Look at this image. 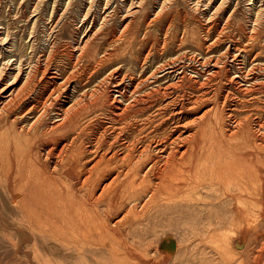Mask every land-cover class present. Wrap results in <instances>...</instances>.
Instances as JSON below:
<instances>
[{"label":"bare ground","instance_id":"1","mask_svg":"<svg viewBox=\"0 0 264 264\" xmlns=\"http://www.w3.org/2000/svg\"><path fill=\"white\" fill-rule=\"evenodd\" d=\"M64 1H54L46 23L44 18L32 21L25 15V0H0V228L21 231L30 247L35 238L44 241L48 246L45 249L54 248L57 260L66 263L93 248L90 236L126 238L141 226L146 229L164 218L174 220L182 214L180 218L192 227L195 217L201 214L200 228H193L201 235L221 231L238 217L247 220L263 216L264 209L261 214L250 209V201L264 202V159L252 153L261 145L258 143H264V125L260 118L252 120L255 113L250 116L248 112L249 117L244 113L242 121L234 118L233 113L244 104L238 98L227 111L219 104L209 105L206 98L212 84L223 77L227 78L228 89L237 88L240 97L248 99L250 93L263 92L264 60L250 56L248 47L229 39L223 53L204 57L196 51L181 50L159 62L136 40L147 0H123L126 13L110 35L109 16L102 12L106 14L114 0H77L80 6L74 5L76 0ZM156 1L143 37L154 30V20L171 2ZM26 2L32 15L40 12L44 0ZM247 2L248 12L253 14L247 34L251 41L261 33L262 25L258 23L263 9L255 0ZM73 8H78L82 27L91 20L92 29L84 34L80 27L71 29L72 41L66 39L65 44L69 26L64 18ZM95 8L100 9L98 19L94 17ZM44 11L48 16V10ZM234 11L227 22L235 18ZM15 20L25 25H13ZM210 21L200 27L207 33L216 27ZM41 22H45V30L38 35L44 39L36 36ZM81 34L83 37H79ZM215 41L209 43L207 38L202 42L209 50ZM168 43L163 41L164 46ZM124 52L128 53L129 64H124ZM186 84L198 88L202 97L190 101L187 107H177L174 133L165 138L152 136L146 127L149 122L144 127L142 121L153 119V103L175 105L171 96L174 89ZM202 106L207 111L197 118L198 122L186 123V108L196 110ZM150 109L154 110L149 116ZM102 119L111 122L103 126L101 134L94 135V128L82 126L85 121ZM123 120L131 123L124 125L128 122ZM196 123L200 125L192 129ZM206 129L215 133L207 142ZM238 132L248 140L232 150L234 157L237 155V166L225 151ZM222 161L226 169L220 168ZM243 164L246 166L241 168ZM221 183L226 190L220 201L207 202L201 197L205 191H218ZM236 197L241 201L237 203ZM138 220L144 223L138 224ZM238 228L233 226L230 231ZM103 247L106 252L108 249ZM158 248L154 256L159 255ZM75 253L80 255L73 257ZM92 255L99 257L96 251ZM107 255L113 264H120L114 253Z\"/></svg>","mask_w":264,"mask_h":264},{"label":"rangeland","instance_id":"2","mask_svg":"<svg viewBox=\"0 0 264 264\" xmlns=\"http://www.w3.org/2000/svg\"><path fill=\"white\" fill-rule=\"evenodd\" d=\"M26 1L30 2V0H25L24 2L25 4H23V6H25L26 8L25 15H27L30 20L35 21L39 17V19L44 18L43 20L46 23H49L50 21L48 18L49 12L51 11L50 9L52 8V5L55 0H44L43 6L40 12H37L32 15L30 14V11L28 10V5H26L27 4ZM35 1L36 0H33V2ZM57 1L60 3L63 2V0H57ZM80 1H82L83 3L85 0H80ZM114 1L115 2L112 4V6L107 8L106 14L102 12V15L109 16V20L111 22L110 27H108L109 35H110L111 30L114 29L115 26H117L119 20H121L122 17H124L125 15L124 13H126L122 9L123 0H114ZM163 1H167V0H162L161 2ZM66 2L67 0L64 1V3ZM75 2H74L75 3L74 5L78 3L77 6H80L79 1L77 2L76 0ZM255 2L260 10L263 9V14L261 17L263 20L261 19L259 23L257 22L260 26L262 25L260 29L261 33L255 40L253 39L250 41L247 36V34L249 33V27L251 28V25L253 24V22H251L253 18L251 16H253V14L252 12H248L247 8H249V6H247L248 5L247 0H197V2L196 0L194 1L193 0H171L170 5L166 9V11L162 15H160L157 18V20H154L156 22L155 27L153 28L154 30L148 32L147 36L143 37V35L145 34V31H144V25H146L145 23L150 22L153 18L151 8L157 7L156 0H147L146 8L144 9V12L142 14L143 15L142 21L140 22L138 29H136V34H137L136 40L141 42L140 43L141 45L142 44L144 45L146 51L147 49H149L148 51L152 59H155L159 62L163 60V57L173 55L174 53L176 54L177 52L181 50H185L186 52L190 51L191 53L196 51L195 52L196 54L201 53L199 55H202L204 57L209 56L211 54L213 55L214 53L215 54L216 53L218 54L219 52L223 53L227 49L229 39L230 40L236 39L237 41L241 43V45L248 47L247 52L249 51L248 53L250 54V56H257L259 58L261 57L260 59L264 60V0H255ZM32 6L33 5H31V7ZM11 9L14 10L13 16L15 19L16 14H15L14 4H11ZM44 9L48 10V16H45L46 14L44 13L46 12L44 11ZM77 9L78 8H75V9L73 8L69 13L66 14V17L64 18V21H65L64 23L69 26L68 30H66L64 34L63 43L65 44H67V40L68 42L72 41L70 39L71 37L70 34L72 31L71 29L80 27L81 30L83 29L85 30V31L84 30L82 31V34H84L87 29H92V25H90L91 20L88 22L89 25L87 24L82 27V24L80 22L81 21L80 18L82 17H80L81 15ZM95 10L93 12L94 17L98 19L100 15L99 14L100 9L95 8ZM233 11H234L235 18L232 21H228L229 22L228 23L227 19L229 18V15L233 13ZM235 14H237V16ZM208 19L211 20L210 22L212 24H215L217 28L215 27L216 29L213 28L212 31H209L207 33L206 31H204V29H201V28H204L203 26L204 24L207 23L206 21ZM16 21L18 20L13 21V25L17 23ZM99 22L97 23L96 27H98ZM231 22L234 23L235 25H233ZM44 23L42 24L41 22V24L38 26V29L36 30L37 31L36 36L40 37V39L45 38L43 37V35H38L40 34V32L45 30ZM202 23L204 24L202 25ZM24 25L25 24L21 23V24H16L15 26H18L21 28ZM224 28L226 30H224ZM220 33L221 35H219ZM82 34L79 37H83ZM206 34L209 36H207ZM207 38L210 41L209 43L215 40H218V41H215V43L212 46H210L209 50L206 49L207 45H204L203 43L207 41ZM167 40L169 41V43L167 46L166 45L164 46L163 41H167ZM147 41H148V44H149V41L151 42V44L149 45L146 44L145 42ZM43 43L44 42H42L41 44L46 45L45 43L44 44ZM126 53L127 52H124V55L128 54ZM124 61H123L124 64L130 63V59L128 55L125 57ZM227 83H228L227 78L223 77L222 80L220 81L217 80L215 83H213L214 85L212 84V87L210 88L211 92L210 90L207 91V93L210 92L207 96L208 98H206L209 102H211L209 103V105L219 104V106L221 105L220 106L221 109H225L227 111V110H230L229 108H233L232 105L235 104V101L238 98L240 102L242 101L241 103H244V104H241V107H239L243 111L237 108L238 110L233 113L234 118H236L237 120V117L238 118L240 117L239 119L243 120L244 118L243 116L245 114H248L249 112V114L251 113L250 116L257 114L255 115L256 119L254 116L251 117L254 122L258 121L257 119L260 118L259 122L263 123L262 125H264V119H263L264 118L263 116L264 115L263 113L264 103H262V101L264 102V96H261V95H264V91L263 92L259 91L260 92V93L258 92L259 94L258 93L254 94L255 92L250 93L247 99V97H240L242 96L241 94L238 96L237 88L233 87L230 89L232 91H230L227 87L228 85ZM234 89L235 91H233ZM197 90L199 89L196 87L192 88L190 84H186L184 85V87H179L177 89H174L173 94L171 96H173L176 100L175 105L170 104L164 107L162 106V104H160V102L158 103L154 102L153 103L154 106L153 105L152 106L155 107V110L152 109L154 110L152 112V110L150 109V113H149V116L153 113L151 115L153 119L151 120L154 124L150 123L151 120H149V118H147L149 121H147V119L141 118L140 120L142 121L144 119L145 122L143 120L142 121L143 124H142L138 120L140 125L142 124L145 127V125L149 122L147 124L149 126H146V127H149L148 133H151L152 136H162L163 138L170 136L172 132L174 133L176 123L178 122L176 116H174L175 110L177 109V107L180 108L183 104H185V106L187 107V104L190 101L197 99L199 96L202 97V93H200V90L199 91ZM235 94H237L236 97H235ZM257 94L258 96H255ZM228 96L229 97L232 96L235 98L232 99V97L229 98ZM254 96L256 98L255 100L257 99L260 100V101L257 100L258 103L254 100V98L251 99ZM229 99L231 102L228 101ZM224 101H225V104H224ZM248 103H251L253 107L251 104H248ZM253 103H256V105ZM222 105H224L223 106L224 108H222ZM242 106L245 108H243ZM248 106H250L251 109L248 108ZM188 109L189 108H186V110L184 111L185 113L183 114V116L187 118L186 123L198 122L199 119L197 118L201 117L205 113V111H207V109L204 106L196 110H188ZM260 110H262L261 111L262 113L260 112ZM254 111H257L258 113L260 112L261 114L258 115V113ZM235 114H236V117H235ZM249 114L247 115V117H249ZM261 115L263 117H260ZM257 116L259 117L257 118ZM103 119L100 121L98 120L85 121L84 124H82V126L83 125L84 127L88 126L87 129H90L91 127L94 128L93 130L94 135L101 134L103 126H106V123L110 124L111 122L110 120L108 122L107 120H103ZM239 119L237 121H240ZM124 121L128 122L127 120H123V123ZM85 123L91 126L86 125ZM129 123L131 122L129 121L128 123H125L124 125H127ZM198 125L200 124L196 123L192 125V129L197 128ZM238 133H235L232 136L231 144L226 148V151H225L228 158L232 160L234 159L236 161L237 166L239 165V162L237 160V155L234 157L233 155L234 153H232V150H235L241 146H244L248 140L245 134H240V133L238 134ZM109 135L110 133L107 134V137H110ZM204 137L206 138V142H207L208 139L215 137V133L209 129H206L204 133ZM258 144L259 145L261 144V145L260 146L258 145L259 147L255 148V152H252V153L254 154L255 158H257V156L260 157L262 155L260 158H262L263 160L264 159L263 158L264 157V143H258ZM256 149H258V151ZM223 161H222L220 168L224 167L226 169L227 166H225L226 165L224 163L225 161L224 162ZM226 161L229 162V160L227 159ZM244 166L246 165L243 164L241 168ZM219 187L220 188L218 189V191H215V192L214 191L203 192L201 197H203V199L207 202L215 203V202L220 201L223 198V195H224L223 193L225 192L224 190H226V186L223 183H221ZM236 193L238 196L240 197L242 196L240 195V193H238V191ZM236 193H234L235 196H237ZM244 194L245 196H248L247 193H244ZM238 200L241 201L240 199L236 197L235 201L237 203L239 202ZM237 203L235 204V206H237ZM250 206H251L250 209L254 208L253 210L261 214V212L264 209V202H260L257 200H251ZM181 216L183 215L182 214L179 215V217L174 220H166V218L162 220H158L157 222H155V224H153L151 227H148L146 229L143 225L141 226V229L135 232H132L129 235L131 237L127 236L125 238V237L111 235V236H104L100 238L97 235L90 236L88 238V241L93 242V245H92L93 248L89 252H86V254L84 253V256L83 254H81L82 258L84 259L80 257L81 256L80 253H75L72 256L78 257L80 255L79 258L75 260H70L69 262L74 261V262H71L70 264L72 263L79 264V261H80V264L81 262L82 264H100L101 262H102L101 264H113V262H111L110 260L111 257H109L108 255L106 256V254L110 252L112 254L114 253L117 256L120 264H143L146 258H147L146 264H152V263L153 264H165V263L166 264H264V215L254 216V217H251L253 219L249 218L247 220L246 218L242 219L238 217L236 218L237 220L234 219L232 223L230 222V224H228L229 226L231 225L230 227L226 225L223 227L224 229L221 228V231L207 232L206 234L204 233L201 235L198 234V232H196L194 229L200 228L198 224L201 221H203V215L198 214L197 217H195L196 220L194 221V223L196 224H193L192 227L190 226L189 221L183 220L182 218H180ZM11 221L12 220H9V222ZM142 223H144V221L138 222V224H142ZM233 226L235 227L239 226L238 228L239 231L238 229H236L235 231H230V229ZM232 232H235L236 234ZM25 240H27L25 242L26 244H24ZM34 240L36 241L32 243L34 246L31 245L30 247L28 245L27 237H25L21 233V231L11 232L10 230L4 231L3 229L0 228V264H43V263L44 264H60V263L68 264L69 263V262L62 263V261H60L59 258L57 260L56 254L54 253V251L52 252L54 248H51V250L49 248L45 249V247H48V246L44 244V241L43 243H41V241H37L36 238ZM140 240L141 242H139ZM39 244L41 246H39ZM43 245L45 246L43 247ZM104 245L106 249H108L106 250V252L103 251ZM157 248L160 249V253H159L160 256L159 255L154 256L153 254V253H156V251H158ZM43 249L45 252H43ZM94 251L98 252V255L96 256H99V257L96 259L94 258L95 255H92ZM50 255L52 258L50 257ZM34 257L36 260H34ZM169 260L170 262H168Z\"/></svg>","mask_w":264,"mask_h":264}]
</instances>
